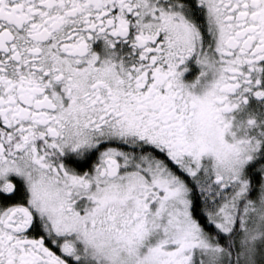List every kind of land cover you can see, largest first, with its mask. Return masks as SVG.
I'll use <instances>...</instances> for the list:
<instances>
[{"label": "snow or ice", "instance_id": "snow-or-ice-1", "mask_svg": "<svg viewBox=\"0 0 264 264\" xmlns=\"http://www.w3.org/2000/svg\"><path fill=\"white\" fill-rule=\"evenodd\" d=\"M253 98L264 0H0V264H264Z\"/></svg>", "mask_w": 264, "mask_h": 264}, {"label": "flooded vegetation", "instance_id": "flooded-vegetation-1", "mask_svg": "<svg viewBox=\"0 0 264 264\" xmlns=\"http://www.w3.org/2000/svg\"><path fill=\"white\" fill-rule=\"evenodd\" d=\"M247 110L256 115L258 121L264 120V106L261 105V102L256 101L254 98L249 101V105L247 106ZM264 127V126H262ZM226 140L231 142V136L226 134Z\"/></svg>", "mask_w": 264, "mask_h": 264}]
</instances>
